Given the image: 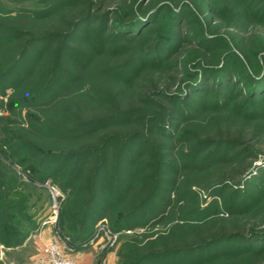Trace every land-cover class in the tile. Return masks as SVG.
I'll return each mask as SVG.
<instances>
[{
  "label": "rangeland",
  "instance_id": "374dc122",
  "mask_svg": "<svg viewBox=\"0 0 264 264\" xmlns=\"http://www.w3.org/2000/svg\"><path fill=\"white\" fill-rule=\"evenodd\" d=\"M16 58L0 88V264H41L45 244L102 220L117 242L82 249L86 264H264V0H0V71ZM36 119L83 130L42 138ZM14 138L34 158H13ZM86 149L47 164L70 188L38 174L46 152Z\"/></svg>",
  "mask_w": 264,
  "mask_h": 264
},
{
  "label": "trees",
  "instance_id": "16d2710c",
  "mask_svg": "<svg viewBox=\"0 0 264 264\" xmlns=\"http://www.w3.org/2000/svg\"><path fill=\"white\" fill-rule=\"evenodd\" d=\"M15 32H17V31H15ZM19 34H21V33H19ZM30 45H31V42H28V47H30ZM19 60L20 59H17V58L14 59L13 60V63L11 64V66L8 69H5L3 71H0V88H1L2 84H4L5 82H7L8 77L11 76V74H14L16 72V70H15L16 69V66L20 64V61ZM19 66H21V65H19ZM11 82H13L14 85L16 86V88H18V89L23 84V81L19 78V75H17L16 78L14 80H12ZM16 82H18V84H16ZM45 93H46V90H45ZM30 98H32L30 100H33L34 99V97H31V96H30ZM13 103H15V101L12 102V105H14ZM110 120L112 121V119H110V118H107V119L105 118V119H101V120H97V121L95 120L92 123H88L86 125L87 128H85L84 131H83L84 132L83 134H86L87 135L86 132L91 131V130H94L93 128L95 126H99V125L105 124L106 122H108ZM29 126H30V128H29L30 130L28 132L30 134L31 133L32 134H38L39 136H41L43 138L44 136L45 137L49 136L48 134L53 132V133H56L59 136L58 138L61 139V140H68V138L74 137L79 131L83 130V129H80V128L77 129V130L75 128H73V129L67 128V129H62L61 131H58L57 132L56 129L55 130H52V128H51L50 131L47 132V134H46V131L42 129L41 124H40L39 120H37V119L35 121H32L31 122V125L29 124ZM39 136H38V139H40ZM14 139L16 140V142H19V143H17L18 144V147L17 148L14 145H11L12 143H10V142H8V144H7V146H10L11 147L10 150L12 152L11 155H12L13 158L16 157V156H27V158H29V157L32 158L34 155L37 154L36 152L38 151V148L34 144H32L30 142L27 143L24 140L21 141L18 138H14ZM89 153H93V152L90 151V150H88V149L84 150L79 155H72L74 153H61V152H57V153L55 152L54 153L52 151H50L48 153L46 152L45 157H42L41 160L39 159V161H38V164L39 165H37V168L38 167L40 168V171L38 172V174L41 177H43V176L48 177L50 174L53 173L52 171L49 170V168H51V167H48L47 166V164H48V162H50V160H57V158H58V160H63V159L70 158L71 156L72 157L74 156V157L79 158L81 160V159H84L87 156H91ZM103 163H105V161H103ZM61 165H62V163H61ZM101 168H105V164H102V167ZM53 174H54V176H53L54 179L57 182H60L61 184L63 183V186H65L67 188H70V185L73 184V182H74L72 179H69V178L64 181L61 178L59 179L57 177L58 175L56 176L55 172ZM60 180H62L64 182H62ZM49 202L51 203V199H49ZM48 214H49V211L47 212V214H46L45 218L43 219V221L48 217ZM1 220H3V217H1ZM33 220L34 219H32V218L31 219L30 218H26V221H27L26 222L27 223L26 226H27V228H31V229L33 228V230L37 232L39 230V228H40L41 223L38 225V224L34 223ZM73 222H74L73 220L70 221V223H73ZM2 226H4L3 227L4 231L9 232V231H7L8 228L6 229V227H5V225L3 223H2ZM9 230H12V229H9ZM84 239H86V238L78 239V240H74V241L80 242L81 240H84Z\"/></svg>",
  "mask_w": 264,
  "mask_h": 264
},
{
  "label": "built area",
  "instance_id": "2783aa9c",
  "mask_svg": "<svg viewBox=\"0 0 264 264\" xmlns=\"http://www.w3.org/2000/svg\"><path fill=\"white\" fill-rule=\"evenodd\" d=\"M44 186L50 191V215L42 222L43 227H56L60 214V193L49 181ZM119 233L112 231L105 220L97 223L91 237L86 241L73 242L71 238L55 239L44 245L41 264H86L77 255L82 249L95 246L100 250L113 247ZM77 256V257H76Z\"/></svg>",
  "mask_w": 264,
  "mask_h": 264
}]
</instances>
